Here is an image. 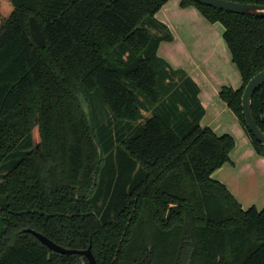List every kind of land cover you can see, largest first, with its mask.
Returning <instances> with one entry per match:
<instances>
[{"label":"trees","instance_id":"1","mask_svg":"<svg viewBox=\"0 0 264 264\" xmlns=\"http://www.w3.org/2000/svg\"><path fill=\"white\" fill-rule=\"evenodd\" d=\"M9 1L14 11L0 24V264H90L27 229L69 249L91 245L97 264H264V207L245 209L212 176L235 138L201 125L199 87L158 55L173 39L156 18L169 0ZM181 5L224 26L243 85L220 96L264 156L242 106L264 69V18ZM252 108L264 131V84Z\"/></svg>","mask_w":264,"mask_h":264},{"label":"crops","instance_id":"2","mask_svg":"<svg viewBox=\"0 0 264 264\" xmlns=\"http://www.w3.org/2000/svg\"><path fill=\"white\" fill-rule=\"evenodd\" d=\"M181 2L169 0L156 14L173 34L172 40L160 43L158 55L173 68L183 70L199 87L198 97L205 109L201 125L218 135L231 134L236 140L230 161L212 176L223 182L245 209H262L264 156L256 152L238 117L220 96L223 87L240 89L243 85L223 37L225 28L220 22L207 20L196 6L183 7ZM5 18L0 0V24Z\"/></svg>","mask_w":264,"mask_h":264},{"label":"water","instance_id":"3","mask_svg":"<svg viewBox=\"0 0 264 264\" xmlns=\"http://www.w3.org/2000/svg\"><path fill=\"white\" fill-rule=\"evenodd\" d=\"M202 4L212 6L214 8L229 11L241 15L262 17L264 18V5L256 3H240L230 0H195ZM30 31L34 40L41 48L45 47V39L42 33V29L34 16L29 19ZM264 84V69L253 76L245 86L242 96L243 114L245 116L249 130L253 133L258 141L264 145V131L260 128L253 113V97L258 89ZM84 108L87 114H89L88 106L84 103ZM28 232L33 233L43 244L48 246L51 250L63 254H83L85 255L90 264H97L96 258L92 252L91 245L87 249H69L59 245L43 235L32 229H27Z\"/></svg>","mask_w":264,"mask_h":264},{"label":"rangeland","instance_id":"4","mask_svg":"<svg viewBox=\"0 0 264 264\" xmlns=\"http://www.w3.org/2000/svg\"><path fill=\"white\" fill-rule=\"evenodd\" d=\"M13 10H14V6L9 0H2V14H4V16L8 17ZM146 115L149 116V113H146ZM33 133L36 144L37 143L39 144L40 136H39L38 127H35L33 129Z\"/></svg>","mask_w":264,"mask_h":264}]
</instances>
